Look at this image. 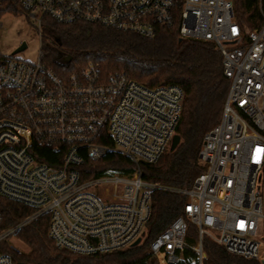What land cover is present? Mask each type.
I'll use <instances>...</instances> for the list:
<instances>
[{
	"label": "built area",
	"instance_id": "obj_1",
	"mask_svg": "<svg viewBox=\"0 0 264 264\" xmlns=\"http://www.w3.org/2000/svg\"><path fill=\"white\" fill-rule=\"evenodd\" d=\"M17 1L39 30L44 17L146 37L178 24L182 37L215 44L229 80L221 117L202 138L204 170L189 188H164L186 202L151 241L150 253L159 264H205L208 237L232 255L264 261V12L259 26L244 31L233 0ZM13 54L0 53V195L32 212L0 229V246L44 214L54 245L76 254L142 241L157 184L142 178L140 165L157 162L169 149L181 116V87L103 76L92 61L57 73L41 50L34 62ZM110 151L130 159L132 171L106 168L82 177L86 159ZM0 264L26 263L0 248Z\"/></svg>",
	"mask_w": 264,
	"mask_h": 264
},
{
	"label": "trees",
	"instance_id": "obj_2",
	"mask_svg": "<svg viewBox=\"0 0 264 264\" xmlns=\"http://www.w3.org/2000/svg\"><path fill=\"white\" fill-rule=\"evenodd\" d=\"M234 14L246 31L261 24L264 0H233ZM25 13L17 0H0V16ZM42 61L57 73L78 71L89 61L98 64L103 76L124 74L137 82L155 87L176 84L183 91L181 116L176 127L179 143L167 149L152 164L140 165L144 180L157 184L151 191V215L146 223L145 238L122 250L81 255L59 249L48 236V215H41L16 231L29 247L28 252L10 254L16 263L28 264H159L150 253L151 241L169 223L182 214L186 196L164 188H189L204 170L199 149L205 132L220 120L229 80L223 73L222 57L213 42L185 38L178 24L162 27L153 36L118 31L98 23L75 21L58 23L42 19ZM70 56L69 62L66 57ZM66 68L67 70H64ZM82 177L112 168L121 173L132 171V162L116 152H107L99 160L86 159ZM32 209L0 195V229L10 227ZM196 229L190 225L188 240ZM205 264H264L228 253L208 237L203 239Z\"/></svg>",
	"mask_w": 264,
	"mask_h": 264
},
{
	"label": "rangeland",
	"instance_id": "obj_3",
	"mask_svg": "<svg viewBox=\"0 0 264 264\" xmlns=\"http://www.w3.org/2000/svg\"><path fill=\"white\" fill-rule=\"evenodd\" d=\"M0 22L2 23L0 27V53L10 55L22 41H25L26 47L21 51L15 52L13 54L14 57L25 62L36 61L41 50L42 29H38L34 20L25 13H4L0 16ZM64 70L67 69L64 68ZM193 233L196 235L195 232ZM144 238L145 235L143 236ZM3 248L9 249L13 253L29 251V247L17 234L4 243Z\"/></svg>",
	"mask_w": 264,
	"mask_h": 264
},
{
	"label": "water",
	"instance_id": "obj_4",
	"mask_svg": "<svg viewBox=\"0 0 264 264\" xmlns=\"http://www.w3.org/2000/svg\"><path fill=\"white\" fill-rule=\"evenodd\" d=\"M26 47V43H25V41H22L21 43H20V45L13 51V53H15V52H18V51H21V50H23L24 48ZM70 59H71V57L70 56H68V57H66V62H69L70 61ZM179 140H180V137H179V135L176 133L173 137H172V140H171V144H170V147H169V149L170 150H173L175 147H176V145L179 143ZM139 242V240H137L136 242H135V244H137ZM134 244V245H135Z\"/></svg>",
	"mask_w": 264,
	"mask_h": 264
}]
</instances>
